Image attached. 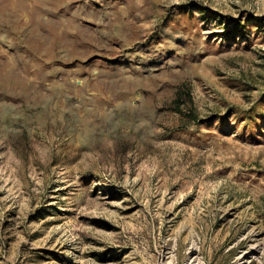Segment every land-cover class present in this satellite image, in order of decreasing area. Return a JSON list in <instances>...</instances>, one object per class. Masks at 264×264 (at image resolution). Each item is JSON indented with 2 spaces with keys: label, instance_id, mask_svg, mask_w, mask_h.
<instances>
[{
  "label": "rangeland",
  "instance_id": "374dc122",
  "mask_svg": "<svg viewBox=\"0 0 264 264\" xmlns=\"http://www.w3.org/2000/svg\"><path fill=\"white\" fill-rule=\"evenodd\" d=\"M0 264H264V0H0Z\"/></svg>",
  "mask_w": 264,
  "mask_h": 264
}]
</instances>
